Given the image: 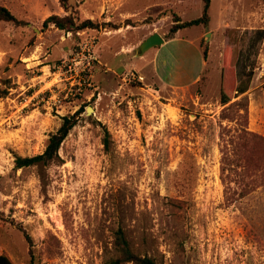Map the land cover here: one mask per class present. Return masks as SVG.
I'll list each match as a JSON object with an SVG mask.
<instances>
[{
    "label": "rangeland",
    "instance_id": "1",
    "mask_svg": "<svg viewBox=\"0 0 264 264\" xmlns=\"http://www.w3.org/2000/svg\"><path fill=\"white\" fill-rule=\"evenodd\" d=\"M0 6L27 23L0 22V255L116 264L120 229L156 264H264V142L249 135L264 138V0H210L206 26L140 57L146 32L167 38L174 17L201 16L202 0ZM51 15L92 26L42 28ZM66 116L75 125L58 157L15 169Z\"/></svg>",
    "mask_w": 264,
    "mask_h": 264
},
{
    "label": "trees",
    "instance_id": "2",
    "mask_svg": "<svg viewBox=\"0 0 264 264\" xmlns=\"http://www.w3.org/2000/svg\"><path fill=\"white\" fill-rule=\"evenodd\" d=\"M58 1L63 9H67L68 0H58ZM202 2H203L202 14L199 18L187 22H181L178 17H174L173 25L170 27L168 31V37L164 39L165 41H168L169 39L173 38L176 32L179 31L180 29L191 26H197V25H203V26L207 25L210 0H202ZM0 22L12 23L16 26H25L27 24L24 21L16 19L13 16V14L6 7L3 6H0ZM49 25H53L58 30H62V31H70V30L79 31L83 29L88 30L87 28H90V26H92V24L89 21L76 24L74 22V19L70 16L59 17L56 15H51L47 17L42 23V28H47ZM116 29H118V27H114V30ZM206 52L207 51L205 49L204 58L206 56ZM230 75H231V71L228 68L224 67L222 70V82H221V90H220V103L222 105H226L228 102H230L231 90L228 87V84L231 80ZM246 90H247V86L242 85V86H238L235 89V92L238 94H243ZM233 104H231L230 106H233ZM74 125H75L74 116L63 117L62 123L59 126V128L56 130L55 133L49 136L44 151L41 154L35 155L33 157L16 156L14 160L15 169H22V168H28L34 166H44L53 162L58 157V151L61 143L67 137V135L74 127ZM105 134L106 137H104L103 142L105 147H107L108 133L106 132ZM249 135L253 139H257L264 142V138L262 137L252 134ZM23 234L26 242L29 245L30 244L29 236L25 232H23ZM114 248L118 254V257L115 262L116 264H122L128 262L133 264H156L152 259L148 257L137 256L134 253H132V251L129 248V244L125 239L124 233L120 229L117 230L115 233ZM28 256H29V261L27 264H35L33 254L30 249L28 251ZM0 264H13V263L6 255L2 254L0 255Z\"/></svg>",
    "mask_w": 264,
    "mask_h": 264
},
{
    "label": "water",
    "instance_id": "3",
    "mask_svg": "<svg viewBox=\"0 0 264 264\" xmlns=\"http://www.w3.org/2000/svg\"><path fill=\"white\" fill-rule=\"evenodd\" d=\"M164 43V40L159 36L158 33H153L143 40L135 49V57L144 55L148 50L160 46ZM93 111L92 108L86 110L87 113Z\"/></svg>",
    "mask_w": 264,
    "mask_h": 264
},
{
    "label": "crops",
    "instance_id": "4",
    "mask_svg": "<svg viewBox=\"0 0 264 264\" xmlns=\"http://www.w3.org/2000/svg\"><path fill=\"white\" fill-rule=\"evenodd\" d=\"M151 34H153V31H148V32H146V34H144V36H143V38L142 39H140L139 41H138V43H137V45L138 44H140L143 40H145L148 36H150ZM164 40V39H163ZM166 41L164 40V43H165ZM163 43V44H164Z\"/></svg>",
    "mask_w": 264,
    "mask_h": 264
},
{
    "label": "built area",
    "instance_id": "5",
    "mask_svg": "<svg viewBox=\"0 0 264 264\" xmlns=\"http://www.w3.org/2000/svg\"><path fill=\"white\" fill-rule=\"evenodd\" d=\"M83 50L84 51L86 50V52H89V49H88V45L87 44L84 45ZM88 59L91 60V56L90 55H88ZM87 65H89V62L87 63Z\"/></svg>",
    "mask_w": 264,
    "mask_h": 264
}]
</instances>
